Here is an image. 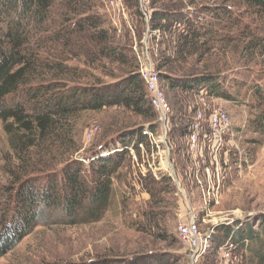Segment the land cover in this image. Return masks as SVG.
Returning <instances> with one entry per match:
<instances>
[{
  "label": "rangeland",
  "instance_id": "1",
  "mask_svg": "<svg viewBox=\"0 0 264 264\" xmlns=\"http://www.w3.org/2000/svg\"><path fill=\"white\" fill-rule=\"evenodd\" d=\"M124 2L128 5L125 4L126 15L112 11L106 6V0H55L44 24L45 29L35 34L28 47L31 54L29 68H34V74L23 90L40 86L44 92L48 90V95L61 96L73 89L91 90L121 79L125 68L123 64L130 59L119 64L105 58L101 50L106 43L99 38L104 36L103 32L108 33L110 44L126 49V56L136 53L138 58L139 55L143 58L147 48L157 66L154 52H157L158 45H152L147 32L149 23L146 18V22L142 19L139 8L186 11L198 19L194 30L199 36L194 37L193 54L187 62H175L173 70L165 68L163 71L176 77L193 73L214 75L229 81L223 85V89L228 91L226 96L209 94L206 100L230 112L233 128L241 137L239 146L243 151H238L241 156H218L221 173L219 194L205 199L196 180L198 170L196 167L188 168L196 160L188 153L186 138L191 120L186 118L193 115L190 110L195 109L196 102L200 100L201 90L194 93L171 90L167 87V80L162 79L174 112L172 131L165 141L169 146L167 157H170L175 173L162 169L157 170L155 176L150 168L149 173L144 171L141 160L135 159L133 154L140 158L142 150H130L122 166L112 176L110 202L99 220L67 223L62 216L47 219L0 257V264H134L139 258L149 256L161 258L164 264H257L249 252L240 248L234 250L229 258L212 247L198 260H192L189 248L179 238L178 224L188 215L186 210L190 205L201 228L211 237L213 246V243L222 244L225 241L221 231L223 224H233L238 220L246 224L264 218V131L256 132L253 127L264 105L252 94L251 88L252 85L264 84V17L244 0ZM222 4L229 7L231 17L219 23L209 12ZM89 17L100 18L101 26L98 29L89 27ZM173 30L176 31L173 35L166 33L162 37L160 33L156 36L157 40L179 42L178 32L186 29L182 25ZM166 47L159 59L166 56L174 58L175 43L170 42V46ZM157 121L158 115L155 118L145 117L124 106L82 111L59 122L55 137L39 146L46 152H53L49 155L50 159L46 156L47 160L39 165L35 163L39 155L38 158L35 155L30 157L31 160H19L0 119V231L11 212L14 181L24 170L16 167L18 162L31 172L28 173L30 176L43 174V177L46 171L55 168L52 172L60 177L63 168L78 159L83 162V170L87 174L85 168L90 157L102 145L118 140L127 132L148 128ZM93 124L99 126V131L89 138L85 136V130ZM182 129L187 133L184 136ZM146 142L148 147L143 158L152 152L148 138ZM154 152L163 155V147L155 148ZM41 154H44L43 150ZM167 157H161L165 160L164 164ZM203 159L204 164L213 167L211 172H216L213 158L207 155L198 158L202 178ZM150 161H153L151 156ZM185 171H188L186 176ZM175 175L181 178L178 181H182V190L189 198L179 190ZM42 177L40 180H44ZM205 179L207 184L208 177ZM151 180L158 183L156 187L159 190L162 188L158 197H153L147 187V182Z\"/></svg>",
  "mask_w": 264,
  "mask_h": 264
},
{
  "label": "trees",
  "instance_id": "2",
  "mask_svg": "<svg viewBox=\"0 0 264 264\" xmlns=\"http://www.w3.org/2000/svg\"><path fill=\"white\" fill-rule=\"evenodd\" d=\"M55 0H0V119L9 135L11 148L20 161L24 158L37 157L35 163L43 164L53 152L39 148L48 140L55 137L59 122L86 110H101L105 107L124 106L138 115L155 118L157 113L149 104L145 82L140 74L138 54L130 57L124 54V47L110 44L109 35L103 32L100 41L106 43L102 47L105 58L112 63L123 64L124 75L121 79L105 84L100 88L73 89L67 95H48V90L37 86L24 91L29 78L34 74L31 66V54L28 47L36 33L45 29L49 11ZM260 16L264 17V0H244ZM126 4V2H125ZM127 5V4H126ZM138 5H140L138 3ZM128 7V5H127ZM149 15L150 39L152 45H158L155 57L161 80H167V87L171 90L182 89L190 92L207 91L216 96H226L228 91L223 85L229 83L225 78L214 75L199 76L189 73L181 76H170L163 69H174L175 62H187L192 55L195 44V28L197 16L189 15L186 11H170L159 8H139L142 19L146 22L145 13ZM211 16L223 22L231 17L227 5H218L210 10ZM192 16L193 18H189ZM88 26L98 29L100 18H87ZM184 25L183 32H178L179 42L158 41L155 30H160L161 36L166 33L173 35L177 26ZM170 42L175 43V56L160 58L161 51H166ZM186 69V68H182ZM163 81V80H162ZM252 94L264 105V84L252 85ZM24 91L17 96V93ZM229 96V95H228ZM192 112V110H190ZM186 119H191L188 116ZM253 122L254 131H264V110ZM190 121V120H189ZM252 123V121H251ZM159 124H151L148 128H141L127 132L118 140L109 141L97 150L89 160L84 172L83 162L72 160L63 168L58 177L55 168L43 174L28 175L26 167L16 165L23 170L15 179L13 204L10 214L4 220L0 231V257L10 251L21 239L29 234L37 225L47 219L62 216L67 223L79 221L99 220L107 209L112 194V176L122 166L130 148H139V143L146 142L145 131H156ZM189 126V125H188ZM187 124L185 128L188 127ZM186 130H181L182 136ZM41 150L44 154H41ZM31 160V158H30ZM30 160L27 159L28 162ZM23 163V162H22ZM24 164V163H23ZM29 168V167H28ZM21 170V171H22ZM25 176V177H24ZM44 180H40V178ZM165 179V178H163ZM165 181V180H163ZM155 181L147 182V187L153 197H158L162 188H157ZM224 243H213L214 251L227 246L232 254L239 248L250 253V257L257 264H264V218L251 223L241 220L222 225ZM212 248V249H213ZM134 264H164L161 258L153 256L139 258Z\"/></svg>",
  "mask_w": 264,
  "mask_h": 264
},
{
  "label": "built area",
  "instance_id": "3",
  "mask_svg": "<svg viewBox=\"0 0 264 264\" xmlns=\"http://www.w3.org/2000/svg\"><path fill=\"white\" fill-rule=\"evenodd\" d=\"M106 6L112 11L123 12L124 15L127 14V7L124 0H106ZM144 13L146 20L149 23V15L146 11H144ZM149 31L150 29L147 30V32ZM160 33V30L154 31L156 36H159ZM148 53V49L146 48L143 53V58L139 55L140 74L145 82L149 104L158 115L157 123L159 126L156 131H145L149 141L148 143L152 149L151 154L149 155L147 153V157L143 158V156L146 155V147H148L145 142L139 143V150H142V157L139 158L136 153L133 154L135 159L141 160V166L143 165L142 167L145 169L144 171L148 172V170L150 171V169H152L153 174L157 176V170L162 169L167 171L171 170V173H175L173 163L170 161V157H167L169 146L167 145V141H165L168 134L172 131V115L174 112L167 93L162 85L160 72ZM200 94V100L198 99L196 102L197 105L194 106L195 109H192L193 115L190 120V129L186 136L188 153L193 160H196L194 161L193 166L189 165L188 168L191 169L196 167V170H198V172H196L198 185L202 187L204 198L210 199L219 194V188L221 185L220 162L217 159L218 156L232 154L234 157H238V151L240 152L243 150L239 146L241 137L233 128V119L230 112L220 105L208 102L206 100V96H209L207 91L201 90ZM170 115L171 124H169ZM98 131L99 126L93 124L85 130V136L91 138ZM161 146L163 147L164 157H167V162L165 164V160L161 158L163 155H157L154 152L155 148H161ZM130 150L131 152H135L134 148H130ZM206 155L215 160L214 164L216 163V169H214L216 172L212 173L211 169L213 170V167L204 164L206 162H204L203 159L204 177L202 178V174L200 175L199 173L200 167H198L201 164L197 159L205 158ZM150 156L153 158V161H150ZM239 156L241 155L239 154ZM142 174H145V172H142ZM186 175H188V171H185V176ZM206 176L209 181L207 184L205 179ZM177 178V175H175V180L178 181L181 179ZM178 182L179 190L182 191L183 195L189 198L185 190H182V181ZM186 211L188 215H186L178 224V235L180 240H182L189 248L191 259L198 260L205 251H209L208 248H212L211 237L201 228L200 221L196 219V213L192 210L190 205L189 209ZM180 215L182 216L183 214ZM221 251L224 257H231L232 252L227 246H223Z\"/></svg>",
  "mask_w": 264,
  "mask_h": 264
},
{
  "label": "bare ground",
  "instance_id": "4",
  "mask_svg": "<svg viewBox=\"0 0 264 264\" xmlns=\"http://www.w3.org/2000/svg\"><path fill=\"white\" fill-rule=\"evenodd\" d=\"M168 166V165H167Z\"/></svg>",
  "mask_w": 264,
  "mask_h": 264
}]
</instances>
